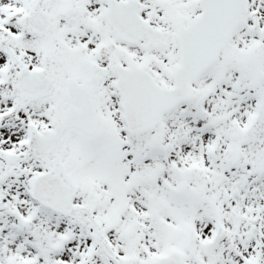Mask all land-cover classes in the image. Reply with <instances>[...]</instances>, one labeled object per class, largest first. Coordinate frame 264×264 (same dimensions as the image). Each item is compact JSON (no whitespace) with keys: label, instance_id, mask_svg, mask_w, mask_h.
Segmentation results:
<instances>
[{"label":"snow or ice","instance_id":"1","mask_svg":"<svg viewBox=\"0 0 264 264\" xmlns=\"http://www.w3.org/2000/svg\"><path fill=\"white\" fill-rule=\"evenodd\" d=\"M0 264H264V0H0Z\"/></svg>","mask_w":264,"mask_h":264}]
</instances>
